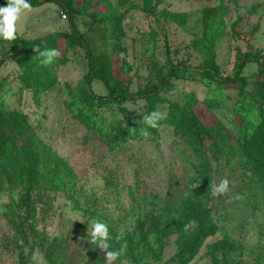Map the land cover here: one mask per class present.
<instances>
[{
	"label": "rangeland",
	"instance_id": "rangeland-1",
	"mask_svg": "<svg viewBox=\"0 0 264 264\" xmlns=\"http://www.w3.org/2000/svg\"><path fill=\"white\" fill-rule=\"evenodd\" d=\"M64 1L71 16L62 17L59 3L44 1L17 22L23 55L31 51L44 59L37 46L59 53L32 77L12 49L15 40L0 37V111L25 117L44 154L69 167L61 172L63 182L73 184L66 190H52L49 180L34 184L29 212L20 204L23 179L0 172V264H50L45 253L52 244L54 264H95L93 249L105 253L87 242L94 220L108 233L115 227L117 239L135 232L136 243L137 220L153 207L172 217L186 193H201L216 223L197 253H178L177 231L150 233L135 248L136 259L114 264H264V62L263 73L249 60L234 77L244 55L264 54V0ZM108 3L112 13L105 10ZM71 22L98 68L92 91L131 99L91 107L80 102L89 58ZM227 76L232 80L224 81ZM168 77L172 87L156 98L152 88ZM172 101L190 102L199 121L195 129L163 123L140 139H103L116 123L143 120L148 110L165 115ZM86 115L94 128L80 120ZM5 127L0 123V135ZM14 141L22 142L17 135ZM199 175L208 179L204 193L190 187ZM222 179L229 191L214 197L210 183Z\"/></svg>",
	"mask_w": 264,
	"mask_h": 264
},
{
	"label": "trees",
	"instance_id": "trees-1",
	"mask_svg": "<svg viewBox=\"0 0 264 264\" xmlns=\"http://www.w3.org/2000/svg\"><path fill=\"white\" fill-rule=\"evenodd\" d=\"M45 2L55 1L60 4L61 10L64 11L66 16H71L73 9L70 7L68 1L64 0H44ZM44 1L41 0H30L29 3L32 6H38ZM128 0H118L120 4L126 3ZM108 2V1H107ZM106 12L112 13L113 7L112 4L108 3ZM72 32L75 35V38L81 44L88 53V71L84 75V78L81 81V87L79 89V100L80 102L87 107H91L95 104L105 105L112 102H123L128 99H131L132 96L127 93H108L107 95H98L92 91L91 82L94 77L97 75V65L95 60L92 58V55L86 46L82 43V35L78 33L74 23L71 22ZM24 41H18L15 39V44L12 47L13 51L16 54H21L23 60L21 65L23 69L31 77L33 72L42 65L41 59H37L31 51L27 52V55L24 54L25 48ZM249 60H254L258 63L260 71L263 73V62L264 54H257L255 56L244 55L236 65V71L234 77H237L240 74V71L243 69L245 63ZM211 67L215 69V65L211 64ZM175 69L171 68L167 75L170 77L174 74ZM210 70L206 71L205 74L209 75ZM169 77L161 80L158 85H155L151 93L156 95V98L160 99L159 92L165 89L172 87V83L169 80ZM232 76H227L223 80L230 81ZM222 80V79H218ZM150 93H139L138 96L145 97ZM180 104L177 101H172L168 103L167 112L165 115H162L164 118L157 121V127H150L145 122L144 119L140 121H127L125 124L120 122L116 123L112 131L103 132L101 135L103 139L110 144H119L129 139L143 138L141 134V129H146L148 133H153L161 124L171 125L179 130L186 132V130L195 129L196 125L199 123L197 116L189 110V104ZM152 113L148 110L146 116ZM22 115H17L16 112H7V117H4L3 111H0V123L6 125L4 132L0 135V172L2 174H7L8 177L15 176L16 173L19 174V178H22L25 182L26 192L21 196L20 204H22L25 209L29 212L31 205H33V197L31 195V190L34 188V184L44 186L48 181L49 185L52 187V190L58 189H69L71 183L63 182L61 173L62 171H69V167L63 165L60 159L51 160L47 157L44 152V147H38L33 137V134L30 131L28 123L25 121ZM82 123L87 128H94L91 118L86 115L84 117H79ZM20 136L21 144L17 145L14 143L15 137ZM194 148L196 152L199 153L198 147ZM253 158L256 159L254 152L251 153ZM46 157V159H45ZM43 181V182H42ZM199 184L198 187L193 188V185ZM208 184L207 178H202V175H199L191 180L190 187L194 191H200L203 189V193L206 192L205 187ZM205 190V191H204ZM205 197L201 193H186L183 195L181 201L179 202L177 208L173 211L172 217L164 215V212H159L158 207H153L147 213L143 219H138V226L136 227V233H138L139 238H136L135 242V232H130L123 237L117 239V231L115 227H109V239L107 243L110 245L109 250H117L122 247L121 243L126 241L125 252L119 258H137V255L134 253L135 248L140 244L141 241L146 240L150 233L157 234H168L174 231L178 232L176 238V244L178 247V253L194 255L198 252L200 246L203 244L205 239L213 235L216 230V223L210 216V210L206 207L203 199ZM33 208V207H32ZM167 212H172L171 209L166 208ZM28 212V213H29ZM30 214V213H29ZM165 217V219H163ZM195 220L196 226L189 228L185 231V225L189 221ZM87 224V223H86ZM176 228V229H174ZM24 236V235H23ZM26 239V236H24ZM224 243V242H223ZM221 245L222 243L219 242ZM226 244V242H225ZM55 244L50 246V249L46 251L45 256L50 264H54V252ZM54 246V247H53ZM226 246H229L226 244ZM92 256L94 257L95 264H106L105 257L101 256V252L92 251ZM226 262V261H224Z\"/></svg>",
	"mask_w": 264,
	"mask_h": 264
},
{
	"label": "clouds",
	"instance_id": "clouds-1",
	"mask_svg": "<svg viewBox=\"0 0 264 264\" xmlns=\"http://www.w3.org/2000/svg\"><path fill=\"white\" fill-rule=\"evenodd\" d=\"M32 5L29 0H7V6H0V37L5 41H14L17 39V22L21 18L22 14L26 11H31ZM34 51L38 53L39 57H43L41 63L45 66L51 64L59 53L55 49H46L40 51L39 47H35ZM164 117L158 111L145 116L144 122L150 127H157V121ZM141 134L145 137L149 135L146 129H141ZM199 184L193 185V188L198 187ZM212 195L219 197L220 195L226 194L229 191V181L222 179L218 184L210 183ZM240 199L239 196L235 197ZM196 226V221L191 220L185 225V231L191 227ZM91 240L88 243L95 244L100 251L105 253L106 264H114L121 255L124 254L125 248L121 247L117 250H109L110 245L107 243L109 239L108 228L105 223L99 221L92 222V228L90 232ZM123 264V261L121 262Z\"/></svg>",
	"mask_w": 264,
	"mask_h": 264
},
{
	"label": "built area",
	"instance_id": "built-area-1",
	"mask_svg": "<svg viewBox=\"0 0 264 264\" xmlns=\"http://www.w3.org/2000/svg\"><path fill=\"white\" fill-rule=\"evenodd\" d=\"M62 17H66V14L64 12L61 13Z\"/></svg>",
	"mask_w": 264,
	"mask_h": 264
}]
</instances>
